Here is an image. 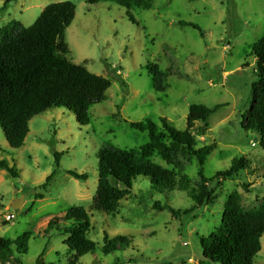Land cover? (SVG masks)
<instances>
[{
    "label": "rangeland",
    "instance_id": "1",
    "mask_svg": "<svg viewBox=\"0 0 264 264\" xmlns=\"http://www.w3.org/2000/svg\"><path fill=\"white\" fill-rule=\"evenodd\" d=\"M61 1L11 0L3 7L0 0V38L17 22L31 25L46 5ZM70 1L76 11L64 32L70 50L66 57L111 84L106 98L89 108L86 125H79L66 108L48 109L29 121L20 148L10 147L0 127V161L15 165L19 173L12 177L0 168V236L12 241L30 233L26 254L14 252L19 263L9 258L0 264H37L40 254L43 264L67 263L73 254L64 244L62 228L73 223L64 214L74 205L86 210L91 224L87 237L95 243L78 264H218L203 257L200 237L220 225L229 194L237 191L246 210L264 202V149L247 119L256 79L251 48L264 34V0H151L149 9L130 10L117 0ZM147 64L159 66L164 91L153 87ZM192 104L213 110L206 123L196 124L197 147L215 144L203 167L180 153L171 163L154 153L153 162L176 173L174 189H155L147 177L138 176L114 213L96 210L98 149L109 144L137 150L148 142L147 132L130 122L151 119L161 127L159 119L165 117L183 131ZM55 153L60 154L59 166ZM239 157L246 168L211 183V200L195 207L180 177L197 189L199 170L210 178ZM68 170L87 178L76 179ZM37 193L44 197L36 198ZM16 200L20 204L14 208ZM154 204L169 205L179 215ZM6 214L14 217L5 220ZM55 218L58 224L50 225ZM117 235L125 237L127 246L104 254L105 236ZM254 264H264V234Z\"/></svg>",
    "mask_w": 264,
    "mask_h": 264
},
{
    "label": "trees",
    "instance_id": "2",
    "mask_svg": "<svg viewBox=\"0 0 264 264\" xmlns=\"http://www.w3.org/2000/svg\"><path fill=\"white\" fill-rule=\"evenodd\" d=\"M10 1L2 0L3 7ZM100 1L87 0V3ZM117 4L127 10L131 7L149 9L151 0H117ZM75 11L76 5L70 0L50 3L31 25L23 26L17 22L0 38V127L11 148L23 146L29 132L28 123L34 116L51 108H66L74 113L77 123L82 126L90 121L89 108L106 98L111 84L109 79L89 72L66 57L70 50L64 41V32L73 21ZM128 16L136 22L130 12ZM189 25L196 28L191 23ZM251 54L255 58L256 79L251 85L253 105L247 119L259 135V145L264 149V34L252 44ZM147 72L153 79L155 90L164 91L163 73L159 66L147 64ZM212 111L203 104L190 105L183 131L174 128L165 117L159 119L161 127L151 119L130 122L132 128L148 134V142L137 150L102 145L96 153L98 180L92 199L95 209L107 214L114 213L120 200L130 193L133 181L138 176L147 177L155 189H174L176 173L153 162L151 157L154 153H158L167 163H171L177 153L188 159L195 158L201 169L215 144L197 147L196 135L200 134L195 131L196 124L206 123ZM201 130L200 127L199 132ZM59 156V153H55L56 166H59ZM0 168L12 177L19 176L15 165H9L5 160L0 161ZM244 168L246 161L241 157L234 158L227 170L217 172L210 178L204 177L199 170L200 184L197 189L189 188L184 176L180 177V186L188 190L194 206L199 208L212 198L211 183L233 178ZM54 173L46 177L41 185L43 190H46ZM67 173L79 180L87 178L85 173L75 170H68ZM35 197L43 198L44 195L37 193ZM153 208L169 209L171 214L179 215L169 205L154 204ZM64 220L73 222L62 228L67 235L64 244L73 254L65 264H78L80 257L95 248V243L87 237L90 219L84 207L74 205L66 210ZM57 224L56 218L50 223ZM263 234L264 202L246 210L240 194L233 191L226 200L220 225L208 236L200 237L202 255L218 264H254V258L261 250ZM29 237L28 232L12 241L0 236V263H6L9 258L19 263L14 252L26 254ZM126 246L127 241L122 235L109 240L105 236L102 251L108 254ZM36 263L43 264L41 254ZM126 264L141 263L129 261Z\"/></svg>",
    "mask_w": 264,
    "mask_h": 264
},
{
    "label": "built area",
    "instance_id": "3",
    "mask_svg": "<svg viewBox=\"0 0 264 264\" xmlns=\"http://www.w3.org/2000/svg\"><path fill=\"white\" fill-rule=\"evenodd\" d=\"M13 217H14V215H12V214H6V215L4 216V219H5V220H11Z\"/></svg>",
    "mask_w": 264,
    "mask_h": 264
},
{
    "label": "water",
    "instance_id": "4",
    "mask_svg": "<svg viewBox=\"0 0 264 264\" xmlns=\"http://www.w3.org/2000/svg\"><path fill=\"white\" fill-rule=\"evenodd\" d=\"M19 204H20V200H16V201L13 202L12 206L14 208H17L19 206Z\"/></svg>",
    "mask_w": 264,
    "mask_h": 264
}]
</instances>
